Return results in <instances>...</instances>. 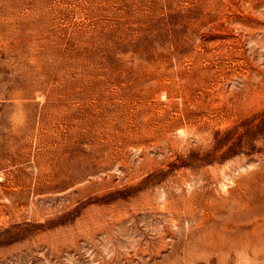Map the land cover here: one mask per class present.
I'll return each instance as SVG.
<instances>
[{
	"label": "rangeland",
	"instance_id": "rangeland-1",
	"mask_svg": "<svg viewBox=\"0 0 264 264\" xmlns=\"http://www.w3.org/2000/svg\"><path fill=\"white\" fill-rule=\"evenodd\" d=\"M0 264H264V0H0Z\"/></svg>",
	"mask_w": 264,
	"mask_h": 264
}]
</instances>
